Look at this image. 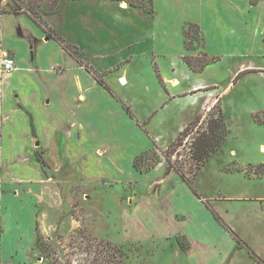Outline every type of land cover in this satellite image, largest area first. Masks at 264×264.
<instances>
[{
	"label": "crops",
	"instance_id": "crops-1",
	"mask_svg": "<svg viewBox=\"0 0 264 264\" xmlns=\"http://www.w3.org/2000/svg\"><path fill=\"white\" fill-rule=\"evenodd\" d=\"M39 12L63 43L24 13H0V61L7 53L16 64L9 73L0 65V264H10L13 254L22 255L19 251L29 246L35 207L43 198L32 197L31 189L44 190L48 183L58 185L63 182L61 172H68L69 177L79 174L85 184L107 178L93 175L78 159L95 157L100 160V169L105 158L116 173L119 171L107 144L114 137L94 129L103 127L108 118L128 120L132 122L128 126L139 133H143L142 126L156 139L167 132L168 125L167 141L171 143L191 121L235 87L236 76L238 80L246 74L264 78V66L253 59L255 54L258 58L264 55L263 50H257V45H264V0H153L152 13L125 0H61L54 9L40 8ZM189 24L199 27L202 48L187 47L185 31ZM204 55L216 60L201 71L186 63L188 57ZM226 59L237 63L235 68H227L231 80L223 91L216 82L195 78ZM110 79L122 92L134 93L135 100L117 93ZM123 103L131 107L136 122L129 119ZM108 105L117 108L112 110L116 116L108 111ZM137 106L145 112L136 110ZM253 118L258 120V114L254 112ZM156 121L161 122L162 134L151 129L148 132ZM172 122L178 124L174 132ZM260 150L264 152V145ZM37 153L54 171L51 180L42 167L33 166L34 160L26 163L27 158L39 157ZM55 153L61 161L52 166L47 159ZM137 156L132 158L135 172ZM257 166H249L244 172V180L254 191L236 189L228 197L215 198L212 206L245 245L209 213L219 241L206 245L184 232L167 235L180 259L177 264H183L181 260L185 264L264 261V176L256 174ZM158 170L161 176L155 179L151 193L154 200L162 193L157 186L168 181L186 183L177 173H167L166 162L149 173ZM198 200L204 208L203 201ZM224 200L231 205L223 204ZM174 217L178 222L188 220L180 211ZM197 248L212 253L214 261L197 260Z\"/></svg>",
	"mask_w": 264,
	"mask_h": 264
},
{
	"label": "rangeland",
	"instance_id": "rangeland-1",
	"mask_svg": "<svg viewBox=\"0 0 264 264\" xmlns=\"http://www.w3.org/2000/svg\"><path fill=\"white\" fill-rule=\"evenodd\" d=\"M143 2L149 5L147 0ZM1 7L9 8V0H2ZM193 31L194 29H190L192 35ZM198 38L197 42L187 37L188 47L202 48L204 44L201 35ZM257 50L264 51V45H257ZM255 55L253 59L256 63L264 66V55L261 58ZM205 60L208 59L199 56L194 64L198 66ZM236 63L237 61L226 59L225 62L217 63L207 73L198 74L195 78L206 83L216 82L223 91L231 80L227 68H235ZM237 78L236 76L233 79L235 87L218 98L215 107L212 106L204 114L198 115L205 120L210 112L219 113V110H222L224 122L229 130V137L222 148L213 153L200 169L196 168L192 160L191 144L194 135L183 137L172 150L173 161L190 175L192 188L203 198L207 197L205 199L209 201L211 207L215 203V198L220 195L228 197L236 189L254 191L255 188L244 180V172L249 166L264 164V152L260 150L264 145V112H260L264 111V78L254 74H246L239 80ZM110 81L114 83L112 79ZM119 83L124 85L121 80ZM191 84L192 82L189 85ZM113 86L117 93L135 100L134 93L126 90L122 92L116 83ZM123 105L129 119L136 122L131 107L125 103ZM107 108L110 112L114 109L117 111V108L111 105ZM136 110L145 112L140 106H137ZM254 112L258 114L256 121L253 118ZM203 122L201 121L193 134L198 129L202 130ZM130 123L132 122L123 121L121 117H113L108 118L103 127L94 128L102 130L104 136L114 137L107 141V144L112 152L111 156L118 162L117 166L124 169L123 173L120 168L119 173H116L105 158L100 169L97 164L100 160L95 157H88L85 161L78 159V163L86 165L93 175L104 174L107 178L115 177V180L103 178L101 183L85 184L80 182L79 174L69 177L68 172L65 173L67 176L61 172L63 182H59L58 185L48 183L44 190L36 187L34 190L31 189L32 197L36 199V195H41L43 198L40 199L41 203L37 204L38 207H35L31 233L28 242L25 241L29 246L19 251L22 255L13 254L15 258L10 264H19L22 261L21 264H44L41 246L50 253L45 260L48 264H92L95 259V247L101 241H111L123 247L126 264H177L180 259L174 253L171 242L167 240L168 234L184 232L194 241L206 245L219 241L218 231L208 217L212 212L203 200L204 208L198 203L199 197L187 183L177 185L176 181H168L157 188L155 186L156 189L160 187L162 193L154 200L151 193L155 179L161 176L159 170L152 173L133 170L134 155H141L153 148L158 152L168 148L172 143L167 141L170 140L169 126L167 125V132L163 133L161 122H154L151 128H148V132L150 133L151 129L157 134L163 133L162 137L156 139L154 135L150 137L142 126L138 128L143 133H139L134 126H128ZM172 125L171 132H174L178 124L172 122ZM178 137L179 135L175 139ZM107 144H104L105 147ZM148 147L150 148L146 150ZM37 154L39 157L36 156V159H25L26 163L30 164V161L34 160L33 166L42 167L47 178L51 180L55 176L54 171L46 163L44 156ZM47 160L52 166H57L61 157L55 153ZM166 166L168 167L167 162ZM138 202L134 213L130 214ZM222 203L231 205L229 200ZM179 211L188 217V220L179 222L175 220V213ZM214 219L218 221L215 217ZM196 250L197 260L202 259L205 263L209 260L214 261L212 253L198 251L199 248ZM5 256L3 255L4 258ZM39 258L42 261H39ZM181 261L185 264V261Z\"/></svg>",
	"mask_w": 264,
	"mask_h": 264
},
{
	"label": "trees",
	"instance_id": "trees-1",
	"mask_svg": "<svg viewBox=\"0 0 264 264\" xmlns=\"http://www.w3.org/2000/svg\"><path fill=\"white\" fill-rule=\"evenodd\" d=\"M0 0V13H24L32 18L40 27L44 28L45 32L58 40L60 43H63V39L58 36L50 27H48L47 22L44 20L43 16L40 14L39 9L41 7H45L47 9H54L61 0H50L49 2H44L43 0H9V8L1 7ZM121 1V0H118ZM130 5L138 8L145 9L146 11L152 13L153 12V0H147L149 5H146L143 1L146 0H125ZM190 29H194L193 35L190 32ZM186 38L189 37L192 41H199V36L201 35V31L197 25L189 24L188 28L185 31ZM188 47V43H187ZM189 49L192 46L188 47ZM203 58H207L206 55ZM197 58H186V63L189 67L193 68L196 71H201L206 65L215 62V58H211L205 61L200 62L198 66L194 64ZM98 81L103 84V81L98 78ZM203 122V128L198 129L197 132L194 133L195 129L199 127V124ZM192 144H191V153L192 160L196 164V168L200 169L203 163L211 157L213 153L222 148L224 143L227 141L229 137V130L226 126L223 116L222 110H219V113H212L202 120L200 116H197L193 121L189 123V125L181 132L179 137L175 139L166 150L158 152L157 149L153 148L147 152L138 155L135 158L134 166L138 171L143 173L150 172L156 168L157 165L166 161L168 164L167 173L170 174L172 172H176L179 174L183 181H185L191 188L193 186V182L189 179L188 173L180 166L176 165L173 161V153L172 150L177 146V143L182 140L183 137L193 136ZM43 165H45L43 163ZM256 174L264 176V164H261L255 169ZM196 195L205 202L206 206L213 213L215 218L222 223L231 234L240 242L242 245L245 243L227 226V224L222 220V218L214 211L211 207L210 203L192 188ZM42 257L44 259V264H48L45 260L50 256V253L47 252L44 246H41ZM96 248L95 259L92 264H126L125 258L126 253L123 247H119L113 244L111 241H101ZM250 253L254 256L256 254L247 246ZM261 264H264V261L260 260Z\"/></svg>",
	"mask_w": 264,
	"mask_h": 264
},
{
	"label": "built area",
	"instance_id": "built-area-1",
	"mask_svg": "<svg viewBox=\"0 0 264 264\" xmlns=\"http://www.w3.org/2000/svg\"><path fill=\"white\" fill-rule=\"evenodd\" d=\"M0 65H1L3 72L5 73L12 72L16 67L14 58L7 53H4L2 55ZM261 206H262V209L264 210V201H262Z\"/></svg>",
	"mask_w": 264,
	"mask_h": 264
},
{
	"label": "water",
	"instance_id": "water-1",
	"mask_svg": "<svg viewBox=\"0 0 264 264\" xmlns=\"http://www.w3.org/2000/svg\"><path fill=\"white\" fill-rule=\"evenodd\" d=\"M39 261H42V259L40 258Z\"/></svg>",
	"mask_w": 264,
	"mask_h": 264
}]
</instances>
